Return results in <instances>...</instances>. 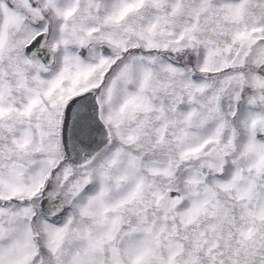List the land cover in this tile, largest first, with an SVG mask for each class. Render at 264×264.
I'll return each instance as SVG.
<instances>
[{
	"label": "snow or ice",
	"instance_id": "1",
	"mask_svg": "<svg viewBox=\"0 0 264 264\" xmlns=\"http://www.w3.org/2000/svg\"><path fill=\"white\" fill-rule=\"evenodd\" d=\"M0 264H264V0H0Z\"/></svg>",
	"mask_w": 264,
	"mask_h": 264
}]
</instances>
